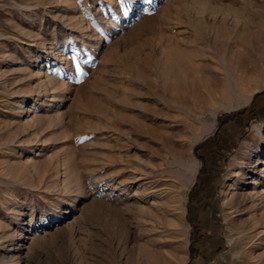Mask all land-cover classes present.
Instances as JSON below:
<instances>
[{
    "label": "rangeland",
    "instance_id": "rangeland-1",
    "mask_svg": "<svg viewBox=\"0 0 264 264\" xmlns=\"http://www.w3.org/2000/svg\"><path fill=\"white\" fill-rule=\"evenodd\" d=\"M248 27L245 93L264 0H0V264H264V88L201 102Z\"/></svg>",
    "mask_w": 264,
    "mask_h": 264
},
{
    "label": "bare ground",
    "instance_id": "bare-ground-1",
    "mask_svg": "<svg viewBox=\"0 0 264 264\" xmlns=\"http://www.w3.org/2000/svg\"><path fill=\"white\" fill-rule=\"evenodd\" d=\"M248 25L249 23L245 22L244 26H248ZM239 37H241L240 41L238 40ZM254 38H257L258 41L260 35L257 33L256 29L253 31L250 29V27H248L247 30L245 32H242L241 34H234L233 36L232 34L230 35V39H234L233 44L231 43L230 45H226L225 43L226 49L224 48L225 49L224 52L221 55H219L220 59L218 61L216 59L214 60V65L219 71L218 74H221L222 77L216 78L215 81L211 84V86L209 85L210 88L208 91V95L206 99H203L201 101L202 105H205L207 103L209 104L211 102L221 103L224 100H228L230 106H232V102L235 99L240 100V102L237 100V102H239L237 106H240L241 104L242 105L248 104L252 100L253 96L259 90L264 88V85H262L256 87L249 93L243 92L244 84L246 82L248 83L251 77L260 73L259 70L260 67L258 65L259 62L257 61V59H255L254 56L256 50L258 49V46L256 44L252 45V41ZM217 51L218 50H216V52ZM196 80L197 78L192 76L191 78V82H192L191 87H193L192 94L196 98H202L201 93L198 90L199 86L197 83L199 82L195 83ZM179 81L181 84L183 82L187 83V81H185V79L183 78L179 79ZM52 97L54 98V95ZM201 137H199V139ZM191 164L193 168V172H192L193 177L191 180L194 181V178L196 177V174L200 167V160L195 155H192ZM151 204L157 206V208L159 209L158 211H160V214L162 213L163 215V216L160 215L157 216L159 222V223L157 222V224L159 226L154 229L155 231L159 232L160 231L159 228L164 227L163 231L171 230V232L175 233L180 225L181 233H183L184 235L189 234V227H190L189 224L183 223V219L181 216L179 218L177 217L178 219H176L175 217L173 218L171 216L172 215L171 213L173 211L171 209L173 207L170 206L172 204L170 205L168 202H164V201L162 202L157 199H154L151 202ZM148 256L151 257L152 255L151 256L148 255Z\"/></svg>",
    "mask_w": 264,
    "mask_h": 264
},
{
    "label": "snow or ice",
    "instance_id": "snow-or-ice-1",
    "mask_svg": "<svg viewBox=\"0 0 264 264\" xmlns=\"http://www.w3.org/2000/svg\"><path fill=\"white\" fill-rule=\"evenodd\" d=\"M149 2H151V0H149Z\"/></svg>",
    "mask_w": 264,
    "mask_h": 264
}]
</instances>
